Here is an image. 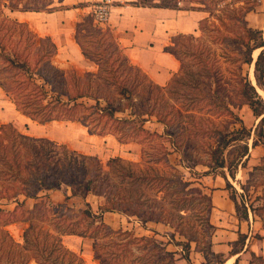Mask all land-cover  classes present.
Here are the masks:
<instances>
[{
	"label": "trees",
	"instance_id": "16d2710c",
	"mask_svg": "<svg viewBox=\"0 0 264 264\" xmlns=\"http://www.w3.org/2000/svg\"><path fill=\"white\" fill-rule=\"evenodd\" d=\"M62 2L0 0V90L31 121L79 123L89 135L138 144L140 161L133 164L112 158L102 165L96 156L29 137L11 124L0 125V204L16 203L11 211L0 206V264H85L62 244L63 236L90 239L92 260L98 264H190L192 237L179 232L186 240L175 243L182 247L180 259L166 247L173 242V227L182 219L186 201L197 195L211 208L210 195L192 186L168 157L177 153L180 167L192 171L187 161L192 167L204 164L188 154L205 144L211 162L203 175L226 169L234 179L236 169L245 168L249 149L264 147V101L256 89L264 87V51L255 61L251 57L263 43L261 32L249 28L244 19L254 5L230 4L225 7L229 13L224 21L203 1L193 0L199 7L187 9L202 10L209 17L198 22L199 37L170 38L164 50L179 62V69L167 84L159 86L128 60L111 29L94 23L90 15L79 18L73 27L74 42L95 69L83 72L58 67L54 63L57 46L51 37L39 36L27 23L9 16L13 12H52ZM179 2L137 0L134 4L178 9ZM252 62L255 85L245 71ZM244 106L258 119L254 128H246L238 115ZM147 122L160 124L161 133L147 129ZM231 144L235 154L227 160L222 154ZM256 171L264 173V156L252 168ZM61 186L70 195L54 204L48 192ZM227 188L233 189L226 180ZM87 196L101 199L96 210ZM20 197L33 200L31 208L25 210ZM72 197H80L84 209L68 206ZM229 198L238 211L236 200ZM251 207L264 227V214ZM107 212L135 220L143 229L147 223H160L175 232L162 242L155 239L157 232L138 236L132 230H114L103 221ZM246 215L243 207L242 216ZM14 223L27 225L21 235L23 244L8 232ZM239 240L243 244L244 237ZM208 248L214 264H222L223 256ZM253 262L264 264V259L251 255Z\"/></svg>",
	"mask_w": 264,
	"mask_h": 264
},
{
	"label": "crops",
	"instance_id": "0c3cea01",
	"mask_svg": "<svg viewBox=\"0 0 264 264\" xmlns=\"http://www.w3.org/2000/svg\"><path fill=\"white\" fill-rule=\"evenodd\" d=\"M100 1L101 0H63L61 5H68V9H72L78 14H85L87 8H90V6ZM136 1L137 0H111L108 16L104 24L111 29L115 40L128 60L145 73L154 84L164 86L179 69V62L174 56L166 52L164 48L169 45L170 38L175 35L197 36L198 22L205 18L207 13L202 10H192L182 7L178 9L141 7L134 4ZM256 1L253 10L247 12L244 16L249 28L261 32L263 46L256 49L258 53L255 58L251 55L253 61H255L260 51H264V0ZM192 7H199V5H194ZM29 13L31 12H13L10 14L23 15ZM17 21L24 22L21 20ZM66 23L65 27H67V29L63 30L61 37L59 40L57 39L55 43L57 52L59 48H63L71 54L68 60L70 66L67 68H74L77 70L78 66L83 67V65H89L91 69L85 71L94 70V65L82 56L78 45L74 42L73 30L72 34H70V29L72 28L70 21ZM72 62H74V64ZM75 63L78 65H75ZM251 66L253 73V62ZM253 84L255 85V82ZM256 89L258 88L256 87ZM260 90L264 93V87ZM252 117L255 126L258 119H255L254 116ZM147 125L154 126L156 130L153 131L158 133L162 131V126L156 122H147L145 126L149 129ZM254 126L252 127L254 128ZM112 139L119 145L139 146L136 143L121 144L113 137ZM251 151H255L260 158L264 156V147L256 146L250 148L247 162L252 160ZM178 168L182 170L181 167ZM183 172L189 176V179L192 180L194 184L202 187L208 192V195H210V218L212 226L216 231V233L212 235L211 250L223 256L222 264H227L229 262V264H250L251 255L264 259V227L262 222L250 212H248L245 217L236 214L234 203L230 200L225 190L227 177L225 176V180L222 175L217 173L208 175H203L202 173L200 176H197L195 174V172H198L197 167L192 169L191 172L186 170H183ZM65 195H70V191L65 186H61L58 191H49L48 199L52 203L55 201L54 204H58L63 202ZM72 199H80L82 201L79 197H72L69 201ZM86 200L89 203H91L90 200L97 202V198L93 196H87ZM19 201H23L24 208L27 207V209L31 208L34 203L33 200L24 198H19ZM30 201H32V203ZM15 205L16 203L12 202L11 208H8V205L5 203L3 206L4 208L6 206L5 210L11 211L14 209ZM107 215H112L115 218L127 219L125 216L117 213H104V218ZM127 220L132 221V219ZM133 222L136 223L135 221ZM146 228H152L157 231H166L169 229L167 226L160 223H147ZM240 236L244 237L243 244L239 240ZM66 241L67 243H65ZM62 242L64 245H67L65 246L69 250L75 253L84 252V259L82 258L84 262L87 260L95 262L92 260V241L90 239L76 236H63ZM257 263L253 262V264Z\"/></svg>",
	"mask_w": 264,
	"mask_h": 264
},
{
	"label": "rangeland",
	"instance_id": "374dc122",
	"mask_svg": "<svg viewBox=\"0 0 264 264\" xmlns=\"http://www.w3.org/2000/svg\"><path fill=\"white\" fill-rule=\"evenodd\" d=\"M141 1V0H139ZM193 0H181L179 7L188 8L194 6V3H191ZM203 3L209 7L215 15H218L220 19H224L226 21V13H229V10H226L225 7L230 4H235L236 7H245L244 5L252 4L254 5L256 0H201ZM242 1V3H240ZM244 3V4H243ZM56 10L52 12H38V13H29V14H20L13 15L9 14V16L16 20H21L27 23L29 28L35 32L39 36L48 35L51 39L56 43V40L61 37L62 32L66 26V22L70 21L71 29L70 34H72V30L74 27V23L81 17L89 15V8L85 11V14H78L72 9H68V5H56ZM204 8L206 6H203ZM217 9H223L224 11L218 12ZM76 13V14H75ZM78 14V15H77ZM209 17V16H206ZM101 27H104L105 24H101ZM196 37H199V33ZM87 41V40H86ZM87 45V44H86ZM213 49H216L218 52V46L212 45ZM69 51H65L63 48H59L57 52V56L55 57L54 63L60 68L69 67ZM74 64V62H72ZM75 65H78L75 63ZM250 68L245 67V71L248 73V77L250 78ZM91 67L84 66L77 67V71L83 72V70H90ZM95 70V69H94ZM93 71V70H92ZM258 90V89H257ZM259 92V90H258ZM263 101L264 98L262 97ZM238 115L241 118L243 124L246 128H253L254 119L252 117L251 112L248 107H243L240 111H238ZM11 124L13 125L20 133L25 134L29 137L33 138H45L48 140L55 141L57 143L65 144L69 149L96 156L102 165L112 158H119L126 162H131L133 164L139 163L140 161V146L137 145H119L117 144L112 137H100L95 135H89L86 132V129L83 128L79 123H72L69 121H59V122H49L44 124H39L37 122L31 121L30 119L22 116L18 113L13 105L10 103L9 99L2 93L0 90V125ZM149 130H156L154 126L147 125ZM200 140V136H197ZM251 139L249 140L250 145ZM241 144V143H237ZM197 145V144H196ZM235 145L231 144L223 151L222 156L227 160H230L235 154ZM187 153V152H185ZM252 160L246 163L245 168L238 167L235 171V178L231 179L228 175L226 169H216L214 172L227 177L228 183L233 187V189H225L228 197H233L236 200L238 205V211L236 214L241 216L243 213V207L247 208V213L250 212L254 215L253 212L250 211L249 206L251 205L254 209L260 210L262 214H264V173L261 171L252 172V168L259 164V156L255 151H251ZM190 157L194 159L200 160L204 165H196L195 167L191 166V162L187 161L186 164L191 168L198 169V172H195L197 176H200L204 171H207L208 163L211 162L209 153L207 150V146L205 144H199L197 150L194 149L193 152L188 154ZM169 162L176 168L180 167V156L177 153H172L169 157ZM179 169V168H178ZM183 170L189 171L187 169H182L183 176L186 180L191 181L189 176L186 175ZM191 172V171H189ZM195 175V176H196ZM194 176V177H195ZM194 187H198L202 189V193L208 194L206 190H204L199 185L194 184ZM242 185V188L241 186ZM42 195V194H41ZM199 196L195 195L194 200L186 201L184 206V212H181L182 219L178 220L174 224V229H168L166 231H157L152 228L143 229L138 223H134L132 221H128L127 219L115 218L112 215L102 216L104 223H106L112 229H128L132 230L138 236H151L153 232H157L159 236H155V239L158 241L165 242L168 240V235L170 233L175 232L173 242L168 244L166 249L170 252H175V258L180 259L182 254L180 245H175V243H186V240L183 236L179 235V232L182 233L186 237H192L193 242L190 243V251H189V260L190 264H214V259H212L208 255L209 246H212V235L216 233L214 227L212 226L211 218H210V208L208 205V201L204 198H198ZM23 197H20L22 199ZM80 198V197H79ZM190 199V198H187ZM32 203V201H30ZM90 205L93 210H96V206L101 204V199L97 198V202L90 200ZM4 203L8 205V208L12 207V202H1L0 206L4 208ZM55 203V201H54ZM67 205L75 210L84 209L83 200L80 199H72L67 202ZM251 207V208H252ZM6 208V206H5ZM4 208V209H5ZM27 210V207H25ZM110 213V212H107ZM258 218V216H256ZM259 219V218H258ZM260 220V219H259ZM27 225L24 223H16L11 225L8 229V232L13 237V239L23 244L21 240V235L23 229ZM47 224H45L44 228H47ZM166 236V237H163ZM67 243V241L65 242ZM63 244V242H62ZM64 245V244H63ZM66 245V244H65ZM64 245V246H65ZM67 246V245H66ZM65 246V247H66ZM71 246V244H70ZM208 249V250H207ZM82 258L84 257V252H78ZM84 259V258H83ZM86 264H97L91 260L85 261ZM178 263H183V260L178 261ZM257 263V262H255ZM258 264V263H257Z\"/></svg>",
	"mask_w": 264,
	"mask_h": 264
},
{
	"label": "built area",
	"instance_id": "2783aa9c",
	"mask_svg": "<svg viewBox=\"0 0 264 264\" xmlns=\"http://www.w3.org/2000/svg\"><path fill=\"white\" fill-rule=\"evenodd\" d=\"M110 4L111 0H101L97 4L90 6L89 15L93 18L94 23L101 25L106 22ZM177 4L179 5L180 2Z\"/></svg>",
	"mask_w": 264,
	"mask_h": 264
},
{
	"label": "bare ground",
	"instance_id": "6f19581e",
	"mask_svg": "<svg viewBox=\"0 0 264 264\" xmlns=\"http://www.w3.org/2000/svg\"><path fill=\"white\" fill-rule=\"evenodd\" d=\"M67 29V27H65L64 28V30H66ZM258 53V51L256 50V52L254 53V55H253V57L255 58V56H256V54ZM252 66H251V68H250V80H251V83L253 84L254 83V79H253V76H252ZM259 90V93H260V95H261V97H263L264 98V93L260 90V89H258ZM230 263V262H229ZM229 263H227V264H229Z\"/></svg>",
	"mask_w": 264,
	"mask_h": 264
},
{
	"label": "water",
	"instance_id": "95a60500",
	"mask_svg": "<svg viewBox=\"0 0 264 264\" xmlns=\"http://www.w3.org/2000/svg\"><path fill=\"white\" fill-rule=\"evenodd\" d=\"M254 85V84H253Z\"/></svg>",
	"mask_w": 264,
	"mask_h": 264
}]
</instances>
